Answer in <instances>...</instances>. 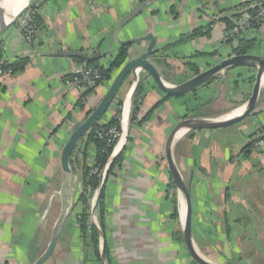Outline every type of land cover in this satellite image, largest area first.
<instances>
[{
	"label": "crops",
	"instance_id": "obj_1",
	"mask_svg": "<svg viewBox=\"0 0 264 264\" xmlns=\"http://www.w3.org/2000/svg\"><path fill=\"white\" fill-rule=\"evenodd\" d=\"M258 2L42 0L36 6L40 26L32 42L25 40L18 24L0 37L2 63L20 59L26 63L24 69L0 76V264H34L55 233V249L43 264H102L93 235H84L79 218L84 208L80 200L84 169L95 164L96 148L86 138L80 141L71 156L72 173L64 172L61 154L76 123L99 102L109 82L85 96L67 84L77 69L87 66L68 53L93 55L102 49L104 55L97 62L107 67L122 47L120 40L151 31L158 35V48L166 54L175 52L176 70L190 71L189 62L197 54L237 47V40H224L226 19H244L248 13L239 14V8ZM197 28L211 31L208 36L183 39ZM242 38L254 40L255 51L264 54V18ZM146 44L131 46L132 55ZM230 76V84L222 85L217 96L212 87L166 98L154 84H147L134 122L132 107L122 114L133 76L124 82L118 101L100 121L111 120L122 100L120 136L112 152L118 161L105 188L108 264H198L183 239L180 204L179 216L174 217L177 191L171 185L165 146L187 113L219 117L240 104L235 87L245 79ZM183 77L167 78L178 83ZM241 100H246L244 95ZM247 123V127L188 132L174 146L192 196L196 242L208 258L223 264H242L235 253L232 263L220 253L227 248L226 224L231 227V246L239 237L244 241L245 263L264 264V149L245 156V148L264 131V88L259 114ZM70 202L72 212L55 232ZM239 220L244 225L237 224Z\"/></svg>",
	"mask_w": 264,
	"mask_h": 264
},
{
	"label": "water",
	"instance_id": "obj_2",
	"mask_svg": "<svg viewBox=\"0 0 264 264\" xmlns=\"http://www.w3.org/2000/svg\"><path fill=\"white\" fill-rule=\"evenodd\" d=\"M5 1L0 0V37L13 25H16L18 20L29 9L36 7L42 0H27L25 4L20 5L17 11H12L7 15H2V9H5ZM131 30L133 28L131 27ZM147 41L141 52L132 55L131 46H142V43ZM158 35L154 32H147L138 37L120 40V45L130 46L128 56L124 63L114 71L112 78L109 81V87L99 102L91 109L87 110L83 120L76 123L75 129L70 133L68 140L63 146L61 154V165L66 173H72L71 156L80 141L88 134V132L99 123L110 110L113 104L118 101V94L124 82L129 76H133V83L123 101V116L133 104V98L138 89V86L143 79L147 84H154L165 97H181L188 93L194 92L197 94L202 89L215 88L216 96L224 84H230V74L243 76L246 82L252 71L255 73V82L249 98L238 106H245L244 111L236 116L224 117L226 114L219 117L204 116L200 111H191L187 113L170 132L165 146V155L169 167V171L175 183L177 191V202L180 204L179 212L181 218V231L185 245L191 257L198 264H223L208 258L201 249L196 245V239L193 232V202L189 186L176 162L174 156V146L179 132L184 131V134L196 130H211L230 127L236 125L246 118H252L259 114V103L261 101V93L263 90L262 79L264 76V54H259L254 48L246 53L238 54L234 50L223 52L219 49L212 53H206L197 57L191 58L197 69L176 70V65L173 63V55L164 53V50L158 48ZM70 56H76L88 65L91 62L98 61L104 55L102 49L96 51L93 55L82 52H70ZM239 70V72H238ZM168 74L174 75L175 79L184 76L183 80L178 83H172L168 80ZM249 75V76H248ZM239 78V76H237ZM183 134V135H184ZM116 157L111 154L106 165L103 167L102 175L99 178V185L95 189L91 199V222L96 227L99 235L100 254L102 264L107 263L105 233L102 230L98 217V202L103 184L105 183L108 170ZM185 205V216L182 217L181 208ZM73 203L67 204L63 208L60 220L55 225V232L59 230L64 222V219L72 212ZM58 234L55 233L45 252L35 261L34 264H43L52 255Z\"/></svg>",
	"mask_w": 264,
	"mask_h": 264
},
{
	"label": "trees",
	"instance_id": "obj_3",
	"mask_svg": "<svg viewBox=\"0 0 264 264\" xmlns=\"http://www.w3.org/2000/svg\"><path fill=\"white\" fill-rule=\"evenodd\" d=\"M257 4L264 5V0H259V2ZM257 8H258V6H256L255 8L250 6L248 8H245V12H247L248 14L251 15V14L255 13ZM239 14H242V12H240ZM37 18H38V20H40L39 16ZM240 19L241 18H239V17L236 19V21L235 20L233 21L231 19H226L227 30L232 29L238 23V20H240ZM253 27H258V25L254 23ZM210 31H211L210 28H207V29L197 28V29H194L191 32V34H189L188 36H185L183 39H191V38L199 37V36H208L210 34ZM242 36L243 35L232 40V41H235V40L238 41V45L234 49V52L238 53V54L246 53L249 50H251L254 46V40L244 39V38H242ZM229 42H231V41H229ZM128 49H129L128 45L122 46L120 48L117 56L115 57V59L107 67L99 65L97 61H94V62H91L88 64V66H93L95 68H98L100 71V79H99L98 85H100L104 82H107V81L109 82L111 80L112 74L114 73V71L116 69H118L126 60V58L128 56ZM200 55H203V53L197 54V56H200ZM0 56H1V48H0ZM197 56H195V57H197ZM25 64H26L25 59H20L19 61L14 62L13 64H5V65L3 64V68L7 69V68L13 67L12 68L13 70L20 71V70L25 68ZM189 67H190V69H197V66L191 62H189ZM146 85H147V83H145V81L142 79L139 86H138V89L135 93V96L133 98L131 122H134L138 119V115L140 112V107L142 105V101H143V97H144V90H145ZM94 90L93 89L87 90L84 93V96L88 93L93 92ZM166 98H169V97H166ZM160 105H161V102L157 103L156 106L152 109V111H154ZM121 106H122V100H120L117 113L115 114V116L111 120H109L107 122L97 123L88 132V134L84 137V138H86L87 143L89 142V144L90 143L94 144V146L96 148V159H95V164H94L95 167H99L102 169L106 165L107 161L109 160V158L113 152L114 144L116 143L117 140L110 143L109 137L105 133L109 128L114 127V126H117L119 131L121 130L120 119H119V116L121 115ZM247 148H245V151L247 152L245 154V156L249 155L251 150L254 151L253 142H251V144ZM117 161H118V159L114 160V162L111 164V166L108 170L107 177H106L105 183L102 186L100 197H99V202H98V207H97L98 208V217H99L100 226H101L103 231L105 230L104 218H105V214H106L105 188H106V183H107L108 177L112 173L113 168H114ZM91 168H92V166L86 167L84 169L85 188H84V192H83L81 199H80L84 208H83V212L81 213L79 218H80L81 228H82L84 235L86 236L87 232L92 233V235H93L92 239L94 242V247L96 248V254L99 258H101V254H100L99 249H98V246H99L98 231H97L96 227L92 223H90V216H91L90 194L91 193L88 191V187H90L91 190L94 191L99 185L98 174L97 175H90L89 174ZM171 185L175 189V183H174L173 179H172ZM226 197H227V199H229L228 193H227ZM173 202H174V206H175L174 217L177 218L179 216V213H178V202H177V197H176L175 192H174ZM237 224L244 225V221L239 220L237 222ZM226 226H227V231H228V232H226V237H227L226 239L228 241V240H231L230 239L231 227L229 224H226ZM181 239H182V236H181ZM220 253L222 256H224L229 261V263L230 262L232 263L233 256L231 259V257H230L231 255H228L225 251L224 252L220 251ZM107 255H108V250H106V257H107ZM238 259H240V261H242V264H246L245 259L242 258L241 256L238 257Z\"/></svg>",
	"mask_w": 264,
	"mask_h": 264
},
{
	"label": "built area",
	"instance_id": "obj_4",
	"mask_svg": "<svg viewBox=\"0 0 264 264\" xmlns=\"http://www.w3.org/2000/svg\"><path fill=\"white\" fill-rule=\"evenodd\" d=\"M258 6L257 10L254 14H248L247 16L241 18L238 20V23L230 30H226L224 33V40L226 42L232 41L241 35H244L246 32H248L253 24L259 25L263 18H264V5L262 4H255L252 7ZM239 13L242 12V14L247 13L245 12V8H239ZM38 12L37 8L34 7L32 9H29L25 14L21 16V18L18 20L17 24L23 34V37L26 41L32 42L35 38V34L40 26V22L38 20ZM13 71L12 68L4 69L2 59L0 58V76L5 73L9 72L11 73ZM100 79V71L98 68H95L93 66H84L75 71V73L72 75L71 79H68L66 81L67 84L74 85L79 91L86 92L90 89H96L99 85ZM121 116V115H120ZM119 116V119H120ZM109 137V142L112 143L115 140H117L120 136V131L118 130L117 126L109 128L106 133ZM253 148L255 152H259L260 150L264 149V131L259 132L253 139ZM116 144V143H115ZM114 144V146H115ZM114 149V148H113ZM103 168L92 166L89 174L90 175H102ZM88 191L90 194V203L91 199L93 197L94 191L91 190L90 187H88ZM91 207V205H90ZM90 222H91V216H90Z\"/></svg>",
	"mask_w": 264,
	"mask_h": 264
},
{
	"label": "rangeland",
	"instance_id": "obj_5",
	"mask_svg": "<svg viewBox=\"0 0 264 264\" xmlns=\"http://www.w3.org/2000/svg\"><path fill=\"white\" fill-rule=\"evenodd\" d=\"M239 81H240V79H239ZM239 81H238L239 86L238 87H235V92H236V94H238V100H239L240 104H242L251 95V92H252V89H253V84L255 82V73L253 71H252V73H250V76L248 77V81L247 82H246V80H242L241 81L242 84H240ZM243 95L246 98V100H244V101L241 100L242 97H243ZM248 120H249V118H246L244 121H242V122H240V123H238V124H236L234 126H239V128L240 127H247ZM239 241H240V243H239ZM241 241H243V239L241 237H239V239H237L236 242H235L236 244H234L232 246H231V244H230L231 242L229 240L226 241V244H227L226 253L228 255H232V256H233V253H235V255L237 257H240L241 256L242 258H245V255L246 254L244 253L245 252L244 251V241H243V243ZM196 245H197L198 249H201L198 246L197 243H196ZM235 250H237V252H235ZM223 259H225V257Z\"/></svg>",
	"mask_w": 264,
	"mask_h": 264
},
{
	"label": "bare ground",
	"instance_id": "obj_6",
	"mask_svg": "<svg viewBox=\"0 0 264 264\" xmlns=\"http://www.w3.org/2000/svg\"><path fill=\"white\" fill-rule=\"evenodd\" d=\"M25 2H27V0H6L5 1V9H2V15H7L9 13H11L12 11H17L19 9L20 5L25 4ZM262 85L264 86V76L262 79ZM245 109V106H237V108H234L230 113L226 114L224 117H231V116H236L241 114ZM184 134V131L179 132L177 138L182 137ZM181 212H182V217L184 218L185 216V205H182L181 208Z\"/></svg>",
	"mask_w": 264,
	"mask_h": 264
}]
</instances>
